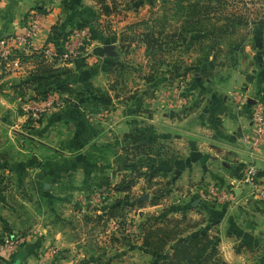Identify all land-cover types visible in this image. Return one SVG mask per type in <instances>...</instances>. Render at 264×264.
<instances>
[{"label":"rangeland","instance_id":"374dc122","mask_svg":"<svg viewBox=\"0 0 264 264\" xmlns=\"http://www.w3.org/2000/svg\"><path fill=\"white\" fill-rule=\"evenodd\" d=\"M103 3L109 5V14L114 17L101 22L96 29L105 40L111 39L106 37L108 36L106 33L109 30L114 31V28H111L113 23L106 21L113 20L115 30L119 33L117 45L124 56L117 65L116 73L113 74L116 82L111 85H115L119 90L116 98L126 104L131 114L130 119L138 133L156 138L154 149L149 147L134 150L132 148L135 146L134 140L126 139L122 135L115 146H105L101 150L90 146L87 150L80 151L79 157L77 155L73 157L81 158V166L82 162L84 164L81 174L86 180L90 177V181L83 179L77 181L73 174L76 169L69 164L68 171L71 172L57 188L65 192L77 191V196L84 202L73 205L74 197L62 199L50 194L49 189H46L48 182H45V177L28 180L33 178L35 173L40 175L42 166L36 167L40 172H36L37 169H28L24 162H22L26 165H23L24 167L17 166L19 168L15 169L10 166V159L18 156L17 147L26 146L27 142L22 141L19 136L13 141L7 129L0 124V205L2 213L6 208L3 220L9 226L8 235L18 236L19 232L26 236L34 217L38 221H43L49 214L54 216L49 211L51 205L56 207L57 212H67L69 215L70 208L73 209L75 206L86 208L85 203L89 208L101 203L104 204L101 208L105 207L101 214H94L96 217L84 213L78 219H81V225L76 233L85 235L91 247H96L100 240H103L100 239L99 233L108 229L110 232L105 235L117 233L125 239L133 240L146 225L159 230L163 224H167L169 229L177 231L181 225L183 227L198 225L200 220L197 216L193 218L194 214L190 216L189 214L193 212L189 211L185 217L179 218L183 203L192 196H205L207 190L213 186H220L214 182L199 183L205 186L206 191L201 192V187H193L194 192L188 191L185 198L180 193L173 192V188L177 187L176 190L179 192L194 185L187 180L178 181L174 177L178 167L176 151H172V146L166 144V140L159 136L157 128L159 125L154 116L157 107L152 106L151 102L157 100L165 104L167 99H173L176 109L182 111L191 101L190 97L196 95V98L192 97L196 102H192L190 107L194 109L198 106L197 119L204 115L203 109L206 107L208 126H214L216 119L221 120L216 121L217 124H222L224 121L222 114H229V110L232 113V108L240 111L239 107L242 109L247 107L248 98H254L256 93L252 90L248 92V87H245L248 83L233 77L240 72L241 77L247 81L252 79L250 76H256L253 73H259V76L264 78V51L258 53L264 48V0H103ZM92 22L98 23L97 20ZM256 62L262 69L257 70ZM107 69H111L110 65L103 66L105 72ZM66 82L68 87L61 93L66 96V105L57 109L59 111L79 103L86 105V102L94 101L98 96L102 99L110 97L106 87L105 89L92 87L78 92L70 82ZM49 84L52 82H46L40 89L47 88ZM35 95L30 96L29 101L36 98ZM199 100H205L202 107ZM258 102L264 106V100L259 99ZM222 103L224 108L219 112ZM256 103L253 104V108ZM95 105L100 107L97 102ZM102 108L110 109L108 105ZM164 109L168 111L165 113L173 118L169 113L171 108ZM18 110H22L20 103ZM219 114L221 116L217 117ZM197 121L194 120L195 126ZM28 122L33 121L28 118ZM227 135L229 138L230 135H233V139L235 137L234 134ZM142 143V146L147 145L144 139ZM147 155H152L155 159L161 156L166 164L157 161L155 164L147 165L141 161V158L146 159ZM21 157L25 160H34L26 153ZM97 160L105 162L101 163V168H104L102 172L105 173L97 179L95 177L94 181L91 175L96 173L92 168L97 164ZM230 161L233 160L227 159V162ZM239 163L221 164L222 170L231 165L237 178L226 186V190L232 194L227 200L231 203L237 195L231 187L235 185L241 187L238 179L242 177L244 165ZM246 189L249 190V187ZM108 199L112 201L108 203ZM206 200L210 204L213 203L207 198ZM237 205L239 204L235 203L231 206ZM113 207L116 208L112 215H109L108 212ZM67 217L70 221L72 218L77 220L75 209ZM178 219H184L186 223L180 224L177 222ZM127 224L133 227L132 232L127 230ZM207 230L210 234L217 235L213 227ZM114 239L118 238L112 236V241ZM103 262L105 261L101 260L98 263Z\"/></svg>","mask_w":264,"mask_h":264},{"label":"crops","instance_id":"0c3cea01","mask_svg":"<svg viewBox=\"0 0 264 264\" xmlns=\"http://www.w3.org/2000/svg\"><path fill=\"white\" fill-rule=\"evenodd\" d=\"M36 8H44L48 11L43 29L36 38V43L40 45L46 43L56 27L68 31L80 23L90 22L92 25H99L114 17L110 14H103L101 5L96 0H0V38L22 31L25 15ZM94 20H97L98 23L92 22ZM106 22L113 23L111 28L113 27L114 31L105 32L108 34L106 37L111 39L105 40L104 36L100 34L93 36V41L88 52L84 55L81 66L56 65L40 57L39 54L32 53L25 55L19 66L0 68V124L7 129V133L13 141L19 136L22 141L27 142L26 146L17 147L18 156H13L10 159V166L16 169L19 168L17 166H23L25 163L30 170L42 166L41 174L35 173L33 178H28V180L45 177V182H48L46 189H49L50 194L62 199L74 197L76 202L73 201V205L84 202L77 196V191L73 193L57 189L71 172L68 171L69 164L74 170L76 169L73 174L77 181L82 179L90 181L91 179L87 177L88 180H86L81 174L84 166L83 162V166L80 164L81 158L76 157L75 159L73 156L79 157L80 151L87 150L90 146L96 150H101L105 146H115L122 135L138 133V129L130 119L131 114L126 104L120 102L118 97L116 98V93L119 90L115 85H111L116 82L113 74L116 73L117 65L124 56L117 45L119 33L115 30V22L113 20ZM105 44H113L117 55L109 56L105 50L104 53L96 50L104 49ZM254 49H259V47H254ZM263 51L264 48L260 49L258 53H263ZM105 65H110L111 69H107L105 72L103 70ZM242 65L244 66V62ZM256 65L257 70L262 69V66L257 62ZM52 68L57 69V72L61 73V77L66 78L78 92L92 87H102L103 89L106 87L111 99L108 105L111 110L103 109L102 106L105 105L94 100L86 102V105L79 103L71 108L66 107L61 111L48 113L39 123L28 122L23 106L29 101L30 96H34L41 90L32 83V79L36 76H47L48 71ZM253 75L256 76H250L252 79L248 81L241 77L240 72L233 78L237 77L241 82L248 83V86H245L248 87L247 91L252 90L256 93L252 99L258 102L259 99L264 100V78H261L259 73H253ZM192 97L196 98V95L190 97L191 101L182 111L176 109L173 99H167V102L163 103L164 105L157 100L151 102L152 106L156 105L157 107L154 116L159 125L157 126L159 136L166 140V144L172 146V148L170 147L172 151H176L178 167L174 177L178 181L187 180L194 185H190L188 190L182 189L179 192H177L176 186L173 188V192L180 193L184 198L188 191L194 192L193 187H201V192L206 191L203 184L209 182L218 183L220 189L226 190V186L237 178L231 165L222 170L221 164L240 162L239 164L244 165L250 159L251 146L253 147L257 133L254 121L251 120L253 104L243 109L239 107L240 111L232 108V113L229 110V114L221 112L222 116L219 114L217 117L221 116L224 120L223 123L217 124L216 121L221 120L216 119L214 126H208L206 107L203 109L204 115L197 119L199 109L196 110L198 106L194 109L190 107L192 102H196ZM95 102L100 107H97ZM199 102L202 107L205 100H199ZM19 103L22 110H18ZM227 106L230 107L229 104ZM164 108H171L169 113L173 118L165 113L168 111ZM223 108L222 103L219 112L223 111ZM194 120L199 121H197V126H195ZM156 121L153 120L154 123ZM25 122L26 124H24ZM19 128H24V130ZM227 134H234V139L233 135H230L231 138H229ZM254 147L253 153L259 169L260 181L264 183V138L261 142L257 141V145ZM25 153L28 156L31 155L34 160L22 158L21 155ZM229 158L233 161L227 162ZM31 163L32 166H30ZM101 163L105 162L97 160V164L92 168L96 172L91 175L94 181L95 177L97 179L105 173L102 172L104 168H101ZM35 171L40 172L39 169ZM199 183L203 184L199 185ZM231 188L237 192L232 203L226 199L222 203L210 204L204 195L192 196L191 199H187L188 201H185L181 207V212L179 211V218L193 212L189 215L194 214L193 218L198 217L200 220L198 225L188 228L183 236L186 237L202 229L213 227L219 236V247L225 264H264V200L260 199L250 187L249 190L246 189L247 187L238 185ZM196 200H199L197 206L193 205ZM111 201L112 199H108L107 202ZM235 203L239 205L231 206ZM102 204H95L89 208L85 203L86 208L78 206L70 208V213L75 209L77 220L72 218L75 222L70 221L67 217L70 213L68 215L67 212H57L56 207L51 205L49 211L54 216L49 214L43 221H38L34 217L26 236L18 232V236L21 237L20 246L15 251L0 253V264H96L101 260L111 264H158L165 258L164 253L149 250L143 245L146 232L144 226L134 240L125 239L114 230L116 235H105L110 232L107 228V231L99 233L100 239L103 240H100L96 247H91L89 239L85 235L76 233L81 225V219H78L84 213L101 214L105 209V207L101 208ZM191 208L193 209L191 210ZM5 209L2 213L0 205L1 241L8 235L9 226L3 220ZM111 221L114 220L111 219ZM112 236L118 239L112 241ZM171 244L172 242L169 243V246ZM51 251H55V253L52 254Z\"/></svg>","mask_w":264,"mask_h":264},{"label":"built area","instance_id":"2783aa9c","mask_svg":"<svg viewBox=\"0 0 264 264\" xmlns=\"http://www.w3.org/2000/svg\"><path fill=\"white\" fill-rule=\"evenodd\" d=\"M48 14L47 9H33L25 15L23 30L0 38V68H11L19 66L27 54H42L45 59L56 65L69 66L74 64L76 59L83 57L89 50L93 39V25L83 27H74L66 38L60 40L59 46L54 42L46 41L40 45L36 43V38L43 29L45 18ZM59 47H62L61 49ZM36 98L24 104V115L35 123L42 121L43 117L66 105L65 95L51 91L47 94H36ZM252 119L256 127V138L253 147L257 141L264 138V106L257 102L254 105ZM253 147L250 159L244 163L242 177L238 179L241 187H250L254 193H257L260 199L264 200V183L260 181L259 169L256 165ZM255 148V147H254ZM234 191L233 188H231ZM205 194V197L213 203H222L228 200L232 195L227 190L213 186ZM116 221V220H114ZM117 222V221H116ZM127 230H133L131 224H127ZM21 243L20 236L7 235L0 242V253L15 251ZM52 254L55 251H51Z\"/></svg>","mask_w":264,"mask_h":264},{"label":"trees","instance_id":"16d2710c","mask_svg":"<svg viewBox=\"0 0 264 264\" xmlns=\"http://www.w3.org/2000/svg\"><path fill=\"white\" fill-rule=\"evenodd\" d=\"M98 3L101 5L102 13L109 15V5L103 3V0H98ZM37 9L44 10V8ZM87 25H90V22L80 23L75 27H83ZM93 27V36L95 37L99 34L96 29L97 25H93ZM72 29L66 31L61 27H56L50 34L48 41L54 42L55 44L60 46L62 44L60 40L66 38ZM59 48L61 49L62 47ZM96 50L98 52L104 53L103 48H98ZM39 55L40 57L44 58L42 54ZM83 58L84 56L76 59L74 65L76 67L81 66L83 64ZM57 71V69L52 68L50 69V71H48L47 76H36L32 79V83L36 84L37 88L42 87V85H45L46 82H52V84H49L47 88L41 89L38 93L44 95L51 91H54L61 94L63 92L62 90L67 89L68 86L66 81L68 80H66V78H62L61 73ZM96 100L101 102L103 105H109L111 102L110 97L108 99H102L98 96L96 97ZM136 134L126 133L124 135L126 139L128 138L129 140H134L135 146L132 147L134 150L147 149L149 147L154 149L153 145L156 142V138L150 137L145 133H138V135ZM143 139L147 142V145L145 146L141 145L143 144ZM141 161H144L147 165L155 164L157 161L158 163L166 164L161 156L155 159V157H152V155H150L146 159L141 158ZM115 208L116 207L110 209V211L108 212L109 215H112ZM177 222L183 224V222L186 223V220L178 219ZM191 227H195V225L190 227H183L181 225L180 228L177 229V231H172L171 229H169L170 227H167V224H163V226H161L159 230H154V228H151L149 226L147 227L146 225L143 245L149 250L165 254V258L158 264H225L223 262L219 247V236L210 234L207 229H202L184 237L183 233ZM8 231L10 232V230ZM171 242L172 244L169 246V243ZM103 264L108 263L107 261H105L103 262Z\"/></svg>","mask_w":264,"mask_h":264},{"label":"water","instance_id":"95a60500","mask_svg":"<svg viewBox=\"0 0 264 264\" xmlns=\"http://www.w3.org/2000/svg\"><path fill=\"white\" fill-rule=\"evenodd\" d=\"M104 50L106 52L107 55L109 56H116L117 52L115 50V46L113 44H105L104 45ZM249 105L254 104L256 101L253 99H249ZM199 203V200H196L193 205L197 206V204Z\"/></svg>","mask_w":264,"mask_h":264}]
</instances>
